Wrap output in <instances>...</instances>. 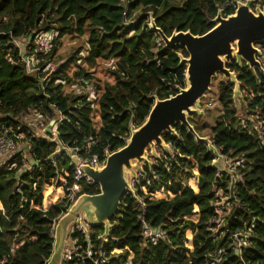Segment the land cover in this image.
Here are the masks:
<instances>
[{"label":"trees","instance_id":"16d2710c","mask_svg":"<svg viewBox=\"0 0 264 264\" xmlns=\"http://www.w3.org/2000/svg\"><path fill=\"white\" fill-rule=\"evenodd\" d=\"M224 3L225 0H0V136L2 126L16 125L23 114L35 109L48 118L62 115L59 138L68 148L79 150L81 156L92 142L96 144L91 146L90 155L96 154L101 160L106 151L120 150L130 138L131 126L138 128L145 123L156 99H168L180 87L186 88L187 66L180 65L179 54L187 58V52L182 48L168 49L164 43L158 46L159 34L147 27V14L153 15L167 37L175 31L202 36L214 28L212 20ZM140 11L144 14L135 19ZM51 30L57 32L54 49L40 59L42 71L30 73L20 63L12 39ZM87 35L86 47L51 72L61 40ZM108 61L113 62L109 73L114 83L104 87L97 83L102 95L100 125L96 126L92 101L67 93L62 82L72 86L78 81L95 80V70ZM72 65L77 68L74 75L68 73ZM228 68L237 74L249 115L264 114V75L250 71L245 63L233 62ZM234 88L230 81L220 82L216 101L223 115L210 133L222 156L238 160L244 177L231 198L236 204L225 227L220 228V238L214 237L209 223L218 218L216 193L228 192L230 178L227 173H219L213 164L217 156L208 145L197 142L178 124L177 135L163 136L173 154L159 149L161 157L151 167H145L149 184L142 185L146 194L142 190L138 193L146 205V221L164 232L163 239L153 243L143 238L142 211L136 200L126 194L119 215L111 220L110 242L105 245L108 264H127L131 256V264H264V143L257 135H248L250 123L238 115ZM204 119H189L200 137L209 136L204 134ZM55 150L56 145L44 139L33 140L32 157L38 163H44ZM43 168L42 172L35 169L25 173L16 160L0 167V264H45L53 254V226L71 205L66 201L58 203L61 192L46 185L56 180L58 172L72 175L74 165L63 154ZM69 180L73 183L72 177ZM82 193L98 194L99 186H84ZM164 193L171 197L153 199L155 194L164 197ZM53 203L58 204L45 210ZM198 216V222H194ZM93 230L104 233L103 226H93ZM243 230L250 231L249 245L239 251L231 235ZM188 239L192 240V250L187 247ZM94 242L98 248L99 243ZM114 250L121 252L112 255Z\"/></svg>","mask_w":264,"mask_h":264},{"label":"water","instance_id":"95a60500","mask_svg":"<svg viewBox=\"0 0 264 264\" xmlns=\"http://www.w3.org/2000/svg\"><path fill=\"white\" fill-rule=\"evenodd\" d=\"M252 7L253 0L240 2L236 13L227 18H223L222 10H219L212 20L214 28L202 36L175 31L167 37L156 25L153 15L151 16L150 29L159 34L165 47L172 50L182 48L188 54L187 58L179 54L180 65L187 66L186 88L179 89L176 95L168 99H156L145 123L138 128L131 126L130 138L126 145L112 153L106 151L105 165H83L80 157L73 155L72 149L63 144L59 135H55L54 139L44 137L56 145V150L49 160L55 155L65 154L99 186L98 194H82L68 212L60 217L54 232V251L48 264H55L57 256L62 264L65 247L69 245L70 229L79 216L84 215L92 227L103 226V237L109 236L113 227L111 220L119 215L123 198L126 194L133 193L132 178L138 171H145L141 166L146 162L148 150L156 154L160 148L165 151L172 149L165 143L163 136L167 133L177 135L176 125L185 127L197 142L207 144L209 149L219 156L211 138L200 137L189 119L205 114L202 100L206 98L217 77L221 76L223 83L230 81L234 84L235 101L239 97L243 98L237 74L228 68L233 62L239 65L245 63L250 71H259L264 75V69L257 59V55L261 53L256 48L257 44L264 43V9L257 6L253 10ZM54 122L52 121L51 125ZM51 125L45 130L46 134L52 133ZM29 161L35 167L40 164L33 157Z\"/></svg>","mask_w":264,"mask_h":264},{"label":"built area","instance_id":"2783aa9c","mask_svg":"<svg viewBox=\"0 0 264 264\" xmlns=\"http://www.w3.org/2000/svg\"><path fill=\"white\" fill-rule=\"evenodd\" d=\"M175 1L180 2L181 0ZM240 2L246 3L247 0H225L223 7L220 8V10H222V17L227 18L230 15H234L238 9V4ZM257 6H260L262 9H264V6L262 4L258 3L256 0H253L252 9L255 10ZM147 15L150 16V13H148ZM146 25L148 28H150L151 16L148 17ZM56 37L57 32L55 30L41 31L35 35H30L29 37L12 39V44L14 45L13 47L18 51L20 63L24 64L30 73H38L42 71L40 66V59L45 58L52 52V50L54 49V41ZM163 43L164 42L159 36V38H157L158 46H161ZM256 48L261 53L260 55H257V59L259 60L261 67L264 69V43L257 44ZM8 61L11 62L12 58H9ZM51 66V72L55 71V67L52 63ZM184 82L186 84V72ZM62 84L65 87L68 86L66 82H62ZM69 87L72 88L70 93H73L76 96L86 97L87 99L92 101L94 122L96 126L100 125V114L98 113V109L102 90H99L97 82L95 80L78 81L74 85ZM176 88H179V86H177ZM179 89H181V87ZM205 99L206 101L203 104V101ZM216 103V98L207 95L206 98L202 100V108L205 110H210L215 106ZM95 115H97L96 117H98V121L95 119ZM252 116L253 117L247 119L250 123V126L246 128V131L248 135H257L262 143H264V114H257ZM52 121H55L53 125H51ZM62 121L63 119L59 120V117L48 118L38 110L34 109L30 110L26 114H23V116L19 120V123H17L16 125L2 126L0 136V167H5L10 161L16 160L21 163L22 172L32 173L33 171H35V169H38L40 172H42L44 169V164L49 165L50 163H55L59 158V155H55L52 160H45L44 163H40L37 167L31 165L29 160L32 157L33 140L44 139V137H50L51 139H54L55 135H59L58 126ZM50 125L52 133L46 134L45 130ZM94 144H96V142L90 143L84 149L85 155L83 156L80 155L79 150L72 149L73 155L79 156L83 165H90L91 167H101L106 163V155L103 160H101L100 157L96 154L90 155L91 146ZM169 146L171 147V145ZM12 152H15L13 156L5 158L7 154ZM225 157L229 158L227 159V163H229L230 160L233 159L227 156ZM71 164L74 165L72 161ZM154 164L155 163H153V165ZM14 166L16 165H13V167ZM227 168H229V170H227ZM227 168H225V170L218 171L219 173H227L228 177L230 178L227 187L228 192L225 193L224 191L219 190L216 193V197L219 200L215 205L218 218L213 219L209 223V227L213 229L214 237L216 238L222 235V233L220 232V228L225 227L226 219L231 214L236 204V202H231V198L238 192L239 184L244 182V177L239 172V169L232 170L231 166ZM71 177L73 178V183H71L69 180ZM147 177L148 175L146 171H138L137 175L133 177L131 181V188L133 190V193H128V195H131L136 200L137 204L140 206V210L142 211L140 223L143 238H145L146 240H150L153 243H158V241L163 239L164 232H162V230H156L146 221V205L144 200L139 198L138 196L139 190H142L144 194H146L145 186H143L142 184L143 182L149 184ZM95 184L96 183L91 178L86 176L85 172L80 167L74 165V172L72 173V175L68 172L63 173V175H59L58 172L56 180L52 182V184L46 186L51 187L54 192H61L62 199L58 203L66 201L68 205H72L83 194L82 189L84 186L92 187ZM223 198H228L230 202L233 203V206L231 208V212L226 215L227 217H224L222 219L220 218L222 214L219 205L221 204ZM230 202L227 205H229ZM56 224L57 223H55L53 226L54 232ZM103 235L104 233H96L93 230V227L86 220L84 215L79 216L70 229L69 245L65 247L62 264H108L109 252H107L105 245L110 242V236L104 238ZM249 235L250 231L247 230L238 231L231 235L232 241L237 245L239 251L242 247H247L249 245ZM94 241L99 243L98 248H96V244ZM112 241L115 242V239H112ZM188 241L192 245V240L188 239ZM190 249L192 250L193 247H191ZM239 251L237 252L239 253ZM120 252V250H114L111 252V254H119ZM49 260H47L45 264H48ZM131 261L132 256L129 258L127 264H131Z\"/></svg>","mask_w":264,"mask_h":264},{"label":"rangeland","instance_id":"374dc122","mask_svg":"<svg viewBox=\"0 0 264 264\" xmlns=\"http://www.w3.org/2000/svg\"><path fill=\"white\" fill-rule=\"evenodd\" d=\"M143 14H144V12L140 11L139 13L136 14L135 19H138ZM87 37H88V35L84 36L83 38H74V37H71V36H67V37L63 38L61 40L60 46L58 47V51H57V53H56V55L54 57L53 66L56 67V68L59 67L63 63H66L68 60H70L74 56V54H76L78 49L85 48L86 47ZM112 66H113V62H111V61L110 62L109 61L108 62H103V63H101V66L98 67L95 70V72H94L95 81L97 83H99L100 86L104 87V85L106 83H114V79L111 77V75L109 73V71L112 68ZM76 70H77L76 66L72 65V67L70 68L68 73L70 75H74ZM98 81H100V82H98ZM220 82H223L221 76L217 77L213 81V85L211 87V90L207 93L208 96H212V97H214L216 99L219 97V85H220ZM71 90H72V88H70L69 86L65 87V91L67 93H70ZM205 101H206V99L203 101V104H204ZM235 108L238 111V115L241 118L249 119V118L253 117L252 115H249L250 113L248 112L247 103L243 100L242 97L241 98L239 97V99H237L235 101ZM222 115H223V111L220 108V106L218 105V103H216L215 106L212 109L205 110V114L203 115V118H205V119L202 121L203 123H205L207 125V130L204 132L205 135H209V137L211 138V136H210L211 129L214 126V124L217 122V120H219L220 117H222ZM96 116L97 115H95V117ZM56 117H59V120L63 119L61 114H57ZM95 119L98 121L100 118L98 119V117H96ZM166 152L173 153V150L172 149H168V151H166ZM162 153L163 152H160L159 149H157V153L154 154L149 149L147 154H146V156H145L146 157V162L141 167L143 169H145L146 166L153 165V163H156V160L158 159V157L159 156L161 157ZM14 154H15V152L9 153V154H7L5 156V158L11 157ZM218 155L219 156L217 157V159L213 163L218 168V170H222V169L227 168L229 166L232 167V170H237L238 169L237 168L238 167V164H237L238 160L236 158L231 159L230 162H229L230 164H229V163H227V159H229V158H226L225 156H222L219 152H218ZM134 163L137 164V162H134ZM227 170H229V168H227ZM156 195L157 194H155L153 196V199H155V200L167 199V197L169 199V197H171L169 195L167 196L165 193H164V197H156ZM220 195H221V193H220ZM61 199H62V197H61ZM229 202H230V200L228 198H223L221 204L219 205V207L221 209V214H222V216H220V218H222V219L224 217H227L226 215H228L231 212V208L233 206V203L230 202V204L227 205ZM54 204H58V203H53L52 205H54ZM225 211H227V212H225ZM198 219H199V216H198V218H196V217L193 218V221L194 222H198ZM187 246L189 248L192 247V245L190 243H188ZM60 261H61L60 257L57 256L55 264H60Z\"/></svg>","mask_w":264,"mask_h":264},{"label":"crops","instance_id":"0c3cea01","mask_svg":"<svg viewBox=\"0 0 264 264\" xmlns=\"http://www.w3.org/2000/svg\"><path fill=\"white\" fill-rule=\"evenodd\" d=\"M198 181H199V180H198ZM51 206H52V204H50L49 207H48L47 209H45V210H49Z\"/></svg>","mask_w":264,"mask_h":264},{"label":"flooded vegetation","instance_id":"af4514ba","mask_svg":"<svg viewBox=\"0 0 264 264\" xmlns=\"http://www.w3.org/2000/svg\"><path fill=\"white\" fill-rule=\"evenodd\" d=\"M264 6V3H261Z\"/></svg>","mask_w":264,"mask_h":264}]
</instances>
